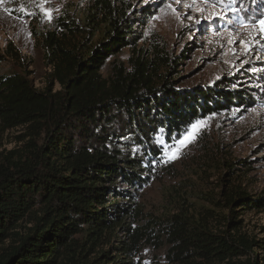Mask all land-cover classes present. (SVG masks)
I'll return each mask as SVG.
<instances>
[{
    "label": "trees",
    "instance_id": "trees-1",
    "mask_svg": "<svg viewBox=\"0 0 264 264\" xmlns=\"http://www.w3.org/2000/svg\"><path fill=\"white\" fill-rule=\"evenodd\" d=\"M149 11L150 5L139 19ZM136 14L129 5L93 0L80 22L61 14L50 29L32 28L48 68L43 89L32 84L12 42L0 50V66L19 64L0 71V122L25 127L29 137L23 150L0 162V264H133L96 245L137 218L134 200L160 160V137L179 136L199 117L254 101L250 89H231L227 80L190 93L156 88L150 62L139 56L129 58V68L113 62L104 75L108 60L139 38ZM97 32L103 38L94 44ZM228 202V208L238 202V210H261L264 194H236ZM233 218L222 234L174 220L163 235L169 263L264 264V239L238 234Z\"/></svg>",
    "mask_w": 264,
    "mask_h": 264
},
{
    "label": "rangeland",
    "instance_id": "rangeland-1",
    "mask_svg": "<svg viewBox=\"0 0 264 264\" xmlns=\"http://www.w3.org/2000/svg\"><path fill=\"white\" fill-rule=\"evenodd\" d=\"M112 1L136 9L139 38L108 60L104 75L113 62L129 68V58L139 56L150 62L147 73L156 88L166 85L177 93H190L227 80L231 89H250L254 101L199 117L179 136H161L160 160L134 200L137 218L126 219L122 228L97 242L96 249L133 264H170L163 235L176 219L200 222L222 234L229 229L228 216H233L238 234L264 239V208L238 210V202L228 208V198L236 194L252 199L264 194V0ZM92 3L0 0V50L12 42L32 84L43 89L48 68L32 28L50 29L61 14L80 22ZM149 5L150 13L139 19ZM102 38L97 32L91 42ZM15 68L18 63L7 61L0 71ZM26 133L25 127L0 122V162L9 151L23 150L29 141Z\"/></svg>",
    "mask_w": 264,
    "mask_h": 264
},
{
    "label": "snow or ice",
    "instance_id": "snow-or-ice-1",
    "mask_svg": "<svg viewBox=\"0 0 264 264\" xmlns=\"http://www.w3.org/2000/svg\"><path fill=\"white\" fill-rule=\"evenodd\" d=\"M261 24L264 25V21H262Z\"/></svg>",
    "mask_w": 264,
    "mask_h": 264
}]
</instances>
